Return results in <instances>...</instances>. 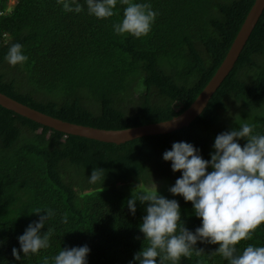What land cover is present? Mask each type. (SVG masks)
<instances>
[{
    "label": "trees",
    "instance_id": "16d2710c",
    "mask_svg": "<svg viewBox=\"0 0 264 264\" xmlns=\"http://www.w3.org/2000/svg\"><path fill=\"white\" fill-rule=\"evenodd\" d=\"M16 1L9 7L0 0V93L63 122L119 131L165 122L188 108L255 0H117L107 19L89 15L85 0H77L79 13L64 11L63 0ZM127 2H147L158 13L147 35L113 32ZM13 43L27 56L22 64L5 60ZM245 122L264 135V10L206 108L178 131L114 145L65 136L0 107V264H42L44 257L51 264L60 248L81 245L89 248L87 264H129L147 241L138 230L145 205L136 202L131 215L126 201L158 184L157 193L175 199L184 227L194 230L200 221L191 204L167 191L180 173L162 153L184 141L207 160L214 137ZM96 168L101 180L90 183ZM38 208L55 212L41 229H52L49 247L22 256L17 237L38 219ZM247 244L264 246V222L235 247ZM195 247L202 251L177 264H227L214 253L218 245Z\"/></svg>",
    "mask_w": 264,
    "mask_h": 264
},
{
    "label": "clouds",
    "instance_id": "9594fccd",
    "mask_svg": "<svg viewBox=\"0 0 264 264\" xmlns=\"http://www.w3.org/2000/svg\"><path fill=\"white\" fill-rule=\"evenodd\" d=\"M116 2L85 0L88 14L97 19L112 17ZM62 8L66 12L81 11L77 0H63ZM157 14L147 2H127L120 22L112 25L113 32L136 38L145 36ZM21 48L19 43L9 46L5 54L9 65L27 60ZM241 139L246 141L243 146L238 143ZM211 149L209 159L205 160L199 148L180 141L173 142L161 156L164 162H170L173 173H180L167 191L191 204L192 214L200 221L194 230L184 227L178 202L159 195L154 184L153 190L126 201L131 215L135 214L136 202L145 205L138 230L147 241V246L134 253L129 264H163L165 259L177 264L181 257L202 251L195 247L197 242L218 245L214 253L227 264H264V246L247 244L239 252L235 247L242 240H250L253 231L264 222V135L253 134L251 124L241 123L239 128L218 133ZM102 172L92 169L88 181L101 180ZM33 213L38 219L17 237L22 256L49 247L52 229H41L55 212L38 208ZM88 253L87 245L60 248L51 257V264H87ZM11 255L15 260L21 259L15 247ZM42 264H49V258L44 257Z\"/></svg>",
    "mask_w": 264,
    "mask_h": 264
},
{
    "label": "water",
    "instance_id": "95a60500",
    "mask_svg": "<svg viewBox=\"0 0 264 264\" xmlns=\"http://www.w3.org/2000/svg\"><path fill=\"white\" fill-rule=\"evenodd\" d=\"M263 10L264 0H255L225 58L221 62L213 77L209 80L207 85L188 108H186L180 115L173 117L168 121L126 130L105 131L70 124L48 117L6 97L1 93L0 107L65 136H74L114 145L124 144L143 137L165 135L178 131L182 128L188 127L206 108L212 95L233 69L240 52L247 42Z\"/></svg>",
    "mask_w": 264,
    "mask_h": 264
},
{
    "label": "rangeland",
    "instance_id": "374dc122",
    "mask_svg": "<svg viewBox=\"0 0 264 264\" xmlns=\"http://www.w3.org/2000/svg\"><path fill=\"white\" fill-rule=\"evenodd\" d=\"M16 3H17L16 0H8V6H9V7L14 6ZM161 185H163V184H161ZM155 186H156V188H158V187L160 186V184L155 185Z\"/></svg>",
    "mask_w": 264,
    "mask_h": 264
}]
</instances>
